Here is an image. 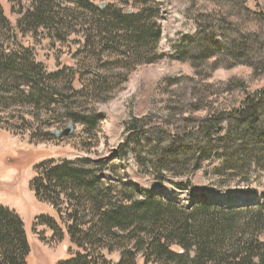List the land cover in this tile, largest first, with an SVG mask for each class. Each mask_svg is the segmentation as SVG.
<instances>
[{
    "label": "trees",
    "instance_id": "obj_1",
    "mask_svg": "<svg viewBox=\"0 0 264 264\" xmlns=\"http://www.w3.org/2000/svg\"><path fill=\"white\" fill-rule=\"evenodd\" d=\"M35 1L34 11L19 20L23 29L67 31L80 22L83 30L87 27L86 44L91 42L92 50L84 65L94 77L74 90L77 72L47 74L29 50L5 53L2 45L0 89L13 91L37 111L81 123L86 133L94 130L97 136L105 116L74 102L82 96L106 102L131 70L166 56L158 52L160 9L154 0H123L126 6L119 8L75 0L81 12L61 8L63 0ZM194 17L196 32L176 39L167 54L189 65L193 75L166 79L163 109L124 122L117 167L90 157L38 166L40 173L32 179L35 197L58 213L61 206L72 207L67 233L84 250L61 264H137L139 257L145 264H264V202L230 206L204 200L186 206L159 190L137 188L121 172L124 162L161 184L191 175L214 158L222 162L216 173L227 178L247 179L253 168L264 170V86L251 89L243 80H212L221 66L244 65L254 78L264 76V13L248 8L247 0H210ZM97 60L106 67L103 73L92 72ZM104 173L117 180L105 181ZM40 218L56 231L55 220ZM115 251L120 256L113 263L105 255ZM29 255L24 221L0 205V264H28Z\"/></svg>",
    "mask_w": 264,
    "mask_h": 264
},
{
    "label": "rangeland",
    "instance_id": "obj_2",
    "mask_svg": "<svg viewBox=\"0 0 264 264\" xmlns=\"http://www.w3.org/2000/svg\"><path fill=\"white\" fill-rule=\"evenodd\" d=\"M154 1L156 8L160 9L158 20L162 29L158 52L166 56L154 63L142 64L131 70L127 81L115 88L108 101L99 102L96 98L85 100L82 96L74 102V105L83 104L84 108L95 109L105 116L97 136L94 135V130L86 133L85 125L77 123L74 124L75 131L71 136L57 137L51 134V131L64 129L72 122L71 120L64 116L62 119L58 113L51 116L45 111L43 113L37 111L33 105L16 97L13 91L0 89V205L15 210L24 221L30 245L28 264H61L76 254L84 253L67 233V226L72 224L70 218L72 207L61 206L58 213L50 203L35 197L32 179L40 173L38 166L46 161L60 163L63 160L73 161L85 157L92 158L94 162L102 159L108 160L112 166L118 165L119 160L115 152L123 138L124 122L132 115L143 116L163 109L167 100L166 91L163 89L166 79L193 75L189 65L180 63L167 54H172V44L176 39L196 32L194 16L199 6L210 0ZM35 2L0 0V46H4L5 53L22 48L29 50L31 57L36 63L41 64L47 74L62 69L77 72L72 88L79 90L81 81L87 85L89 78L94 77L93 73H88L90 72L88 66L84 65L86 56L92 51L91 42L89 47L86 44L89 35L87 27L83 30L81 23L78 22L70 29L71 31L50 30L47 27H40L37 31L24 30L25 26L19 20L27 12L34 11ZM75 2L63 0L60 7L81 12ZM90 3L117 8L126 6L123 0H90ZM192 4H195V7H191ZM130 5L133 7L132 2L128 4ZM247 6L251 10H262L264 13V0H247ZM22 10L24 13L21 15L19 12ZM105 55L107 54L101 53V56ZM94 64L92 72L105 71L106 67H102L104 63L97 60ZM119 70L124 72L126 69ZM113 71L117 73L118 69L115 68ZM229 79L243 80L251 89L264 86V76L254 78L252 70L244 65L221 66L213 73L212 80L216 83H223ZM58 111L63 113L61 107ZM15 120L24 121L19 125L14 123ZM221 163L220 159L214 158L204 162L202 168L191 175L169 177L167 182L161 184L154 176L139 174L133 165L125 167L124 162L121 164L123 166L121 172L125 175V180L132 182L137 188L150 193L159 190L167 199L186 206L204 200L230 206L264 202L263 169L253 168L247 179L234 176L227 178L216 173ZM115 170L120 173L117 168ZM102 177L105 181L117 180L107 173ZM41 216L57 222L55 232L42 224ZM60 235H63L62 239H59ZM103 251L105 254L106 250ZM105 256L109 261L116 263L120 251L111 254L106 252ZM137 264H145L144 259L139 257Z\"/></svg>",
    "mask_w": 264,
    "mask_h": 264
},
{
    "label": "water",
    "instance_id": "obj_3",
    "mask_svg": "<svg viewBox=\"0 0 264 264\" xmlns=\"http://www.w3.org/2000/svg\"><path fill=\"white\" fill-rule=\"evenodd\" d=\"M74 131H75V125H74L73 122H70L68 124V126L65 127L64 129H62V130H59V129L54 130L53 134L55 136H57V137H67V136H71L74 133Z\"/></svg>",
    "mask_w": 264,
    "mask_h": 264
},
{
    "label": "bare ground",
    "instance_id": "obj_4",
    "mask_svg": "<svg viewBox=\"0 0 264 264\" xmlns=\"http://www.w3.org/2000/svg\"><path fill=\"white\" fill-rule=\"evenodd\" d=\"M105 4L101 5L102 7L104 6Z\"/></svg>",
    "mask_w": 264,
    "mask_h": 264
}]
</instances>
